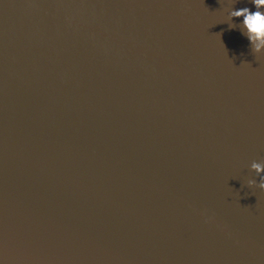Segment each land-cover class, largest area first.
<instances>
[{"label":"water","instance_id":"water-1","mask_svg":"<svg viewBox=\"0 0 264 264\" xmlns=\"http://www.w3.org/2000/svg\"><path fill=\"white\" fill-rule=\"evenodd\" d=\"M242 8L0 0V264H264Z\"/></svg>","mask_w":264,"mask_h":264},{"label":"clouds","instance_id":"clouds-1","mask_svg":"<svg viewBox=\"0 0 264 264\" xmlns=\"http://www.w3.org/2000/svg\"><path fill=\"white\" fill-rule=\"evenodd\" d=\"M255 5L256 11H251L249 8H242L233 10L230 17L243 18V27L246 28L245 34L249 38L251 45L256 53L264 51V0H252ZM230 28H235L231 26ZM257 175L264 173V163L253 162L251 165ZM249 184L254 187L264 189V176H260V183L257 185L255 180H250ZM214 220L210 218V222Z\"/></svg>","mask_w":264,"mask_h":264}]
</instances>
